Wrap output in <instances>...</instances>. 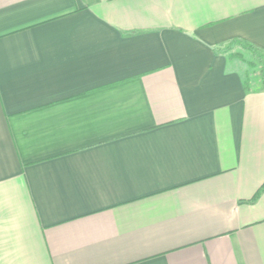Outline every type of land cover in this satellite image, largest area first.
<instances>
[{"label":"crops","instance_id":"crops-1","mask_svg":"<svg viewBox=\"0 0 264 264\" xmlns=\"http://www.w3.org/2000/svg\"><path fill=\"white\" fill-rule=\"evenodd\" d=\"M264 0H0V264H264Z\"/></svg>","mask_w":264,"mask_h":264},{"label":"rangeland","instance_id":"rangeland-1","mask_svg":"<svg viewBox=\"0 0 264 264\" xmlns=\"http://www.w3.org/2000/svg\"><path fill=\"white\" fill-rule=\"evenodd\" d=\"M246 57L248 60H250L251 64L250 65L253 70L256 71V74L259 76L260 78V82H261V77L263 75V70H264V55L263 56H258V54H256V56L254 57L253 55H250L248 53H245Z\"/></svg>","mask_w":264,"mask_h":264},{"label":"trees","instance_id":"trees-1","mask_svg":"<svg viewBox=\"0 0 264 264\" xmlns=\"http://www.w3.org/2000/svg\"><path fill=\"white\" fill-rule=\"evenodd\" d=\"M245 48L255 57L256 54H258V56H263L264 55V52H261L255 48H253L252 46H245ZM263 72V75L261 77V87L264 89V70L262 71ZM264 186H262L258 191L257 193L255 194L254 198H257V196L259 195L261 189L263 188Z\"/></svg>","mask_w":264,"mask_h":264}]
</instances>
